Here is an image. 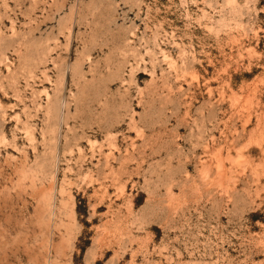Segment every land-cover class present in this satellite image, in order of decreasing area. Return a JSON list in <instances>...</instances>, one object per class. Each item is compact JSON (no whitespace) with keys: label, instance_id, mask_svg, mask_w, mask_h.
Segmentation results:
<instances>
[{"label":"rangeland","instance_id":"1","mask_svg":"<svg viewBox=\"0 0 264 264\" xmlns=\"http://www.w3.org/2000/svg\"><path fill=\"white\" fill-rule=\"evenodd\" d=\"M0 264H264V0H0Z\"/></svg>","mask_w":264,"mask_h":264},{"label":"bare ground","instance_id":"2","mask_svg":"<svg viewBox=\"0 0 264 264\" xmlns=\"http://www.w3.org/2000/svg\"><path fill=\"white\" fill-rule=\"evenodd\" d=\"M48 201V200H47Z\"/></svg>","mask_w":264,"mask_h":264}]
</instances>
